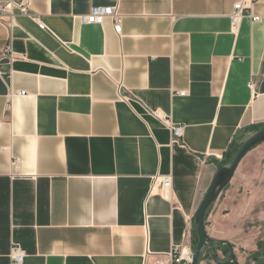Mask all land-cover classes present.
Returning <instances> with one entry per match:
<instances>
[{
	"label": "crops",
	"instance_id": "obj_1",
	"mask_svg": "<svg viewBox=\"0 0 264 264\" xmlns=\"http://www.w3.org/2000/svg\"><path fill=\"white\" fill-rule=\"evenodd\" d=\"M11 1L0 0V264H14V247L22 264L192 253L217 156L264 129V0H247L261 19L236 31L243 0H29L44 30L3 10ZM93 6L123 16L121 35L111 18L81 22ZM161 114L184 127L177 142ZM263 151L246 156L207 216L209 237L240 264L261 260ZM158 175L172 176L170 200L150 193ZM215 258L205 250L199 264Z\"/></svg>",
	"mask_w": 264,
	"mask_h": 264
},
{
	"label": "built area",
	"instance_id": "obj_2",
	"mask_svg": "<svg viewBox=\"0 0 264 264\" xmlns=\"http://www.w3.org/2000/svg\"><path fill=\"white\" fill-rule=\"evenodd\" d=\"M18 8L22 15L31 17L35 20L41 29H45L44 23L41 21V18L38 15H31L29 13V0H13L8 3L3 10L7 11L9 14L14 16L13 9ZM250 8L247 6V0H243L235 5L233 12L231 13L230 19L232 24V30L236 31L239 27L240 21L244 17H249L252 19L254 23L260 21V17L253 14ZM111 18L114 22L115 32L119 35L122 33V21L123 16L114 8V7H106V6H93L90 9V12L87 15L80 16V20L83 24L88 25H104L106 19ZM250 88L252 90L256 89V83H250ZM19 95H25L24 92L19 93ZM185 93H181V96H184ZM161 120L165 123L169 124L170 120L168 119L166 114H161L159 116ZM173 139L177 142L179 139L183 137L184 127H176L171 123L169 124ZM219 160H223V156H217ZM172 185L173 179L171 175L164 176H155L152 180L151 191L152 195H160L161 197L170 200L172 196ZM11 259L14 264H22L25 259V252L18 247H14L11 251ZM172 261L170 264H182L185 260L187 264H191L192 262V253L190 252L187 256H184L181 252L179 253V249L176 248L172 252Z\"/></svg>",
	"mask_w": 264,
	"mask_h": 264
},
{
	"label": "water",
	"instance_id": "obj_3",
	"mask_svg": "<svg viewBox=\"0 0 264 264\" xmlns=\"http://www.w3.org/2000/svg\"><path fill=\"white\" fill-rule=\"evenodd\" d=\"M264 143V129L253 133L248 139H246L242 145L235 152L231 161L225 166L219 168L217 171L207 193L205 194L196 214L194 217V224L197 233L198 241L195 244V249L192 252V262L191 264H199L200 257L205 250L211 251L213 257L216 256V251L218 247H223L227 245L229 250L230 261L227 263L219 262L216 258L215 261L218 264H240L236 258L233 248L223 242H217L209 237L207 232V216L211 207L218 201L222 193L233 181L242 161L246 156L254 150L257 146ZM263 261H264V251H263Z\"/></svg>",
	"mask_w": 264,
	"mask_h": 264
},
{
	"label": "rangeland",
	"instance_id": "obj_4",
	"mask_svg": "<svg viewBox=\"0 0 264 264\" xmlns=\"http://www.w3.org/2000/svg\"><path fill=\"white\" fill-rule=\"evenodd\" d=\"M261 153H264V151L263 152H261ZM258 151H256V152H254L252 155H250V156H248V158H246V162H248V161H252V160H254V159H256V157L258 156ZM218 161L219 162H222L223 160H219L218 159ZM230 162V161H229ZM259 214H264V213H259ZM263 228V229H262ZM261 231H263L264 232V226L263 227H261ZM263 236H264V233H263ZM263 244V245H262ZM195 249V248H194ZM263 251H264V242H261V244H260V250H258V257H260L261 258V260L259 259V264H264V261H263V256H262V254H263ZM243 251H238V253L241 255V254H243L242 253ZM244 252H249V251H244ZM244 255V254H243ZM250 255V253H248V256ZM251 258V257H250ZM218 261L220 260V259H217Z\"/></svg>",
	"mask_w": 264,
	"mask_h": 264
},
{
	"label": "trees",
	"instance_id": "obj_5",
	"mask_svg": "<svg viewBox=\"0 0 264 264\" xmlns=\"http://www.w3.org/2000/svg\"><path fill=\"white\" fill-rule=\"evenodd\" d=\"M261 129H256L254 132H258ZM241 145H239L236 141L235 143H233L231 149L229 150V152L224 156L223 161L220 163L219 168L225 166L226 164L229 163V161H231V159L233 158L235 152L238 150V148Z\"/></svg>",
	"mask_w": 264,
	"mask_h": 264
},
{
	"label": "flooded vegetation",
	"instance_id": "obj_6",
	"mask_svg": "<svg viewBox=\"0 0 264 264\" xmlns=\"http://www.w3.org/2000/svg\"><path fill=\"white\" fill-rule=\"evenodd\" d=\"M262 256H263V254H262ZM263 258V257H262ZM228 261H230V258L227 260V261H225L224 263H227Z\"/></svg>",
	"mask_w": 264,
	"mask_h": 264
}]
</instances>
